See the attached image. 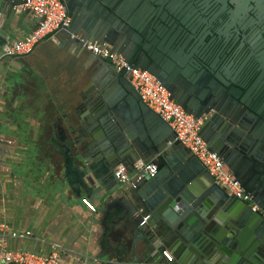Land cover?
Masks as SVG:
<instances>
[{
    "label": "water",
    "instance_id": "1",
    "mask_svg": "<svg viewBox=\"0 0 264 264\" xmlns=\"http://www.w3.org/2000/svg\"><path fill=\"white\" fill-rule=\"evenodd\" d=\"M60 1L71 20L59 32L63 45L105 44L155 77L202 119L201 138L258 209L218 187L125 75L94 56L90 117L67 143L77 147L76 181L92 192L119 165L157 166L109 221L118 261L162 264L159 254L168 251L169 264H264V6L212 0L216 17L203 34L202 0ZM15 5L0 0V29Z\"/></svg>",
    "mask_w": 264,
    "mask_h": 264
},
{
    "label": "crops",
    "instance_id": "2",
    "mask_svg": "<svg viewBox=\"0 0 264 264\" xmlns=\"http://www.w3.org/2000/svg\"><path fill=\"white\" fill-rule=\"evenodd\" d=\"M34 27L28 11H12L0 29V52ZM63 44L58 34L31 55L0 63V220L33 236L8 246L46 254L48 245L56 244L64 249L63 264H137L129 257L118 261L109 223L129 202L130 187L116 184L114 169L92 192L76 181L77 147L67 143L77 136L72 130L90 117L99 83L92 80L94 55ZM94 160L90 164L102 165Z\"/></svg>",
    "mask_w": 264,
    "mask_h": 264
},
{
    "label": "built area",
    "instance_id": "3",
    "mask_svg": "<svg viewBox=\"0 0 264 264\" xmlns=\"http://www.w3.org/2000/svg\"><path fill=\"white\" fill-rule=\"evenodd\" d=\"M14 1L16 5L13 11L17 13L28 11L32 15L35 27L24 38L3 47L0 52V63L6 59L31 55L37 45L47 39L55 38L61 30L69 27L71 21L66 6L60 0ZM85 48L94 56L108 61L118 72L125 75L141 102L173 130L176 140L198 160L218 187L228 195L249 203L253 211L258 210L252 204L251 194L242 187L221 158L212 152L201 138L202 119L187 114L181 106L170 99L168 91L155 77L112 52L109 46L86 44ZM1 134L0 120V142ZM156 173L155 164L139 162L134 165L132 172L119 165L114 168L112 175L116 184L132 188L144 176L152 177ZM81 204L90 212L95 211L89 199L82 198ZM32 237L31 232L14 230L0 220V264H63L64 249L56 244H49V251L46 254L13 250L8 246L10 241H25ZM162 256L167 264L173 260L167 251L163 252Z\"/></svg>",
    "mask_w": 264,
    "mask_h": 264
},
{
    "label": "flooded vegetation",
    "instance_id": "4",
    "mask_svg": "<svg viewBox=\"0 0 264 264\" xmlns=\"http://www.w3.org/2000/svg\"><path fill=\"white\" fill-rule=\"evenodd\" d=\"M234 1L233 4L236 6L240 4L242 0H230ZM259 2L264 6V0H259ZM250 6V3H247ZM216 17L215 12L212 9V0H202V31L203 34H207L211 29V23Z\"/></svg>",
    "mask_w": 264,
    "mask_h": 264
}]
</instances>
